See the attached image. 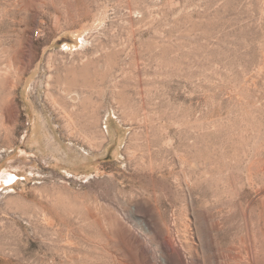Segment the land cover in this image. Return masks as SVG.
I'll return each instance as SVG.
<instances>
[{"label": "rangeland", "instance_id": "rangeland-1", "mask_svg": "<svg viewBox=\"0 0 264 264\" xmlns=\"http://www.w3.org/2000/svg\"><path fill=\"white\" fill-rule=\"evenodd\" d=\"M6 170L0 264H264V0H0Z\"/></svg>", "mask_w": 264, "mask_h": 264}, {"label": "bare ground", "instance_id": "bare-ground-1", "mask_svg": "<svg viewBox=\"0 0 264 264\" xmlns=\"http://www.w3.org/2000/svg\"><path fill=\"white\" fill-rule=\"evenodd\" d=\"M72 81V80H71ZM73 82V81H72ZM72 84L73 83H71L70 81H68L67 82V86H66V88H65V105H64V107H65V109H66V111H65V118L67 119V124L65 125V126H67V127H70V129H71V126H70V124H73V123H71L72 122V116L70 115V112H69V108L71 109H73L74 108V106L76 105H74L73 103V101L70 99V98H72V93H73V88H72ZM5 85V84H4ZM8 85H10V84H8ZM7 85V86H8ZM7 86H5V87H7ZM10 87H11V85H10ZM82 93V92H81ZM81 95V94H80ZM7 97V102L9 103V104H12L13 102H14V92H13V90L11 89V90H9V92H8V94H7V96H4V98H6ZM3 98V99H4ZM71 100V101H70ZM71 102H73V103H71ZM80 105L82 104V103H79ZM10 108V107H9ZM79 108V107H78ZM74 110L76 111V108H74ZM73 110V111H74ZM76 116V115H75ZM37 126V125H36ZM36 128V127H35ZM66 129H68V128H66ZM74 129V128H73ZM37 132V131H36ZM37 134V133H36ZM35 139V138H34ZM35 140H37V139H35ZM38 141V140H37ZM141 176V175H140ZM16 177H17V174H12V172H9L8 170H6L5 172H4V175H2V176H0V179L1 178H4L5 179V181L6 182H9V183H13V182H15V179H16ZM146 179V178H145ZM139 180V179H138ZM233 251V250H232ZM234 259V258H233ZM236 259V258H235ZM230 260V259H229Z\"/></svg>", "mask_w": 264, "mask_h": 264}]
</instances>
